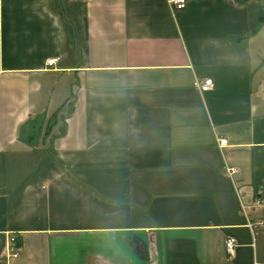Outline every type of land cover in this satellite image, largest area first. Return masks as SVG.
Returning a JSON list of instances; mask_svg holds the SVG:
<instances>
[{"label":"crops","instance_id":"0c3cea01","mask_svg":"<svg viewBox=\"0 0 264 264\" xmlns=\"http://www.w3.org/2000/svg\"><path fill=\"white\" fill-rule=\"evenodd\" d=\"M259 17L0 0V264H264Z\"/></svg>","mask_w":264,"mask_h":264},{"label":"built area","instance_id":"2783aa9c","mask_svg":"<svg viewBox=\"0 0 264 264\" xmlns=\"http://www.w3.org/2000/svg\"><path fill=\"white\" fill-rule=\"evenodd\" d=\"M185 1L186 0H169V2L174 6V7H179V8H183L185 6ZM57 58H51L47 61V63L49 65H52V63L56 62ZM214 82L212 78L206 79L204 81H198L197 82V86L199 87L200 90L203 91H207L209 90L212 86H213ZM226 142V138L225 139H220L219 141V145L222 146L224 145ZM232 171H235L236 169H231ZM254 203L256 205L259 206H264V196H257L254 200ZM236 246V240L234 239V237H228L225 241V248H226V252L229 255H233L235 253V248ZM15 255H18L17 252L15 250H13ZM254 264H260L259 262H254Z\"/></svg>","mask_w":264,"mask_h":264},{"label":"trees","instance_id":"16d2710c","mask_svg":"<svg viewBox=\"0 0 264 264\" xmlns=\"http://www.w3.org/2000/svg\"><path fill=\"white\" fill-rule=\"evenodd\" d=\"M259 22L260 24H264V17H259ZM57 115L53 116V119L51 118L48 123H47V128H46V133L47 134H51L52 131H53V128L56 124V119L54 117H56ZM64 130V126L61 128V131L62 132ZM54 137V135L51 136V138Z\"/></svg>","mask_w":264,"mask_h":264},{"label":"rangeland","instance_id":"374dc122","mask_svg":"<svg viewBox=\"0 0 264 264\" xmlns=\"http://www.w3.org/2000/svg\"><path fill=\"white\" fill-rule=\"evenodd\" d=\"M137 251V250H136ZM137 254H138V251H137Z\"/></svg>","mask_w":264,"mask_h":264}]
</instances>
